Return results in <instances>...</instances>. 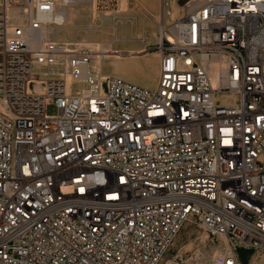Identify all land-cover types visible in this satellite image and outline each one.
<instances>
[{
  "label": "built area",
  "instance_id": "built-area-1",
  "mask_svg": "<svg viewBox=\"0 0 264 264\" xmlns=\"http://www.w3.org/2000/svg\"><path fill=\"white\" fill-rule=\"evenodd\" d=\"M64 1L0 0V264H161L186 222L218 242L201 264H257L239 249L264 257V0L162 26L153 88L34 45Z\"/></svg>",
  "mask_w": 264,
  "mask_h": 264
},
{
  "label": "rangeland",
  "instance_id": "rangeland-1",
  "mask_svg": "<svg viewBox=\"0 0 264 264\" xmlns=\"http://www.w3.org/2000/svg\"><path fill=\"white\" fill-rule=\"evenodd\" d=\"M172 1L173 0H165V2L169 3V10ZM90 2L91 0H79L78 2L73 1L70 3H72L74 8L84 13L85 11H88ZM153 2L158 4V0H127V5L124 8H121L119 7L121 0H95V12L102 18L101 20H96L100 25L95 29L94 34L89 35L87 32L81 31L73 38H76V40L89 38V40L92 39L91 42H112L113 48L121 50L123 53L125 50L133 51L141 48H145L147 52H154L155 50L152 49L151 46L158 33L157 25L162 23L161 26H163L164 21H161L158 24L157 20L153 18L149 23H144L139 16V8L148 6V8L153 10V6L151 5ZM184 2H186V0H176V3L178 4H183ZM163 10L164 9H162V11ZM154 11L155 13H158V7H156ZM185 12V10L179 9L174 18L171 17V14L168 15L169 18L167 19V24L170 22V19H177ZM60 27H63V25ZM51 32V34H53L59 32V30H51ZM68 38L69 37H66L65 42H78L72 41ZM147 52L132 57L133 60H127L131 63L130 71L127 72L128 76H138L141 72L146 70V59L150 56ZM105 54L107 55L108 53ZM46 109L48 112H55V108L52 105L47 106ZM217 243V241L211 240L207 237L206 232L201 226L192 222H186L166 252L161 264H164L167 260H172L177 264H184L186 262L187 264H201L213 256L217 247L219 248ZM239 255L241 259H244L247 255H251L253 263L264 264V257L256 252L239 249Z\"/></svg>",
  "mask_w": 264,
  "mask_h": 264
},
{
  "label": "bare ground",
  "instance_id": "bare-ground-1",
  "mask_svg": "<svg viewBox=\"0 0 264 264\" xmlns=\"http://www.w3.org/2000/svg\"><path fill=\"white\" fill-rule=\"evenodd\" d=\"M204 0H186L183 4L176 3V0H173L170 4V10L168 9L169 3L165 2V0H158V4L153 2L151 4L153 10L148 8V6L140 7L139 16L142 18L144 23H149L151 19L155 18L158 24L161 21H164L163 26L167 25V19L169 18L168 15L171 14V17H175V14L178 13L179 9H183L188 13L196 6L200 5ZM71 2V1H70ZM68 0L62 2L64 6V11L67 14V21L65 26L63 27H55L51 26L46 28L42 34L36 39L33 40V44L35 45L38 41L42 38L52 39V40H66L71 39L72 41L78 42H71V44L75 46H87L92 51V66L94 70L100 72L102 75H115L120 76L135 83H138L142 86H146L149 88H153L156 85L157 76H158V53L154 52H147L145 48L135 49V50H125L124 53L121 50H116L113 48L112 42H91V40L85 39L84 40H76L75 37L81 31L87 32L89 35L95 33V29L100 25L99 22L96 20H101V16L97 15L95 12V0H91L90 7L88 11L80 12L78 9L74 8L72 3ZM127 5V0H121L119 7L124 8ZM158 7V13H155L154 9ZM162 9H164L162 11ZM164 13V19L162 18V12ZM172 12V13H171ZM184 13V14H185ZM183 14V15H184ZM182 16V15H181ZM180 17V16H179ZM178 17V18H179ZM175 19H170V21ZM155 22V21H154ZM162 23L158 26V32ZM101 29V28H99ZM52 31H58L56 33L51 34ZM157 35V34H156ZM81 39V38H80ZM69 42V43H70ZM144 47V46H143ZM147 52L150 56L146 59V70L141 72L138 76L130 77L127 75V72L130 71L131 63L127 60H133L132 57L141 55ZM105 53H108L107 55ZM106 58V59H104ZM145 67V66H144ZM210 67V76L211 82L213 86H217L219 84L220 78V70L224 67V62L222 59H211L209 63ZM1 108V106H0ZM218 252V247L215 250V253ZM214 253V254H215ZM262 258V257H261ZM164 264H177L172 260H167Z\"/></svg>",
  "mask_w": 264,
  "mask_h": 264
}]
</instances>
